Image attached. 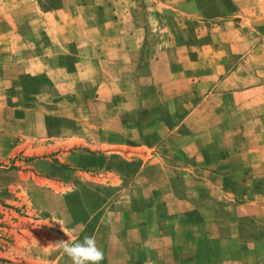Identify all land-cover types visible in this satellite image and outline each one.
Returning a JSON list of instances; mask_svg holds the SVG:
<instances>
[{"label":"rangeland","instance_id":"374dc122","mask_svg":"<svg viewBox=\"0 0 264 264\" xmlns=\"http://www.w3.org/2000/svg\"><path fill=\"white\" fill-rule=\"evenodd\" d=\"M109 4L120 19H109ZM178 11L164 0H0V264H72L56 245L69 239L65 232L70 243L94 236L101 264H148L135 260L143 249L132 243L133 226L147 213L132 210L133 196L116 193L121 166L107 160L109 151H122L114 146L123 135L116 130L125 132L131 118L114 115L108 97L117 87L97 83L116 70L100 68L86 48L117 30L155 29L149 15ZM121 87L130 105L131 85ZM196 135L171 139L194 144ZM103 142L113 146L99 147ZM152 185L162 194L154 198L156 224L172 227L158 248L167 258L154 264H264V180L205 175ZM200 232L218 245H199ZM196 249L205 259H175Z\"/></svg>","mask_w":264,"mask_h":264},{"label":"crops","instance_id":"0c3cea01","mask_svg":"<svg viewBox=\"0 0 264 264\" xmlns=\"http://www.w3.org/2000/svg\"><path fill=\"white\" fill-rule=\"evenodd\" d=\"M164 1L179 5V11L173 18L149 15L157 28L145 30L143 25L126 35L117 30L86 48L100 68L116 70L115 77L109 71L99 74L97 83L117 87L107 98L116 102L114 115L131 118L125 132L116 130L123 135L114 146L122 151H109L107 160L116 159L121 166L115 172L116 193L133 196L132 210L147 213L133 226L138 235L132 243L143 249L135 260L148 264L167 258L159 256L158 248L169 242L166 230L172 229L156 224L154 198L162 194L153 182L205 175L216 181L264 180V0ZM192 3L195 11L189 10ZM106 8L109 19L121 18L116 19L111 4ZM125 68L131 70L126 76ZM124 84L131 85L130 105L123 103L118 88ZM176 132L196 133V141L175 142L171 135ZM173 235L178 243V234ZM218 240L196 235L199 245H218ZM203 254L196 249L195 256L175 259L198 262Z\"/></svg>","mask_w":264,"mask_h":264},{"label":"clouds","instance_id":"9594fccd","mask_svg":"<svg viewBox=\"0 0 264 264\" xmlns=\"http://www.w3.org/2000/svg\"><path fill=\"white\" fill-rule=\"evenodd\" d=\"M58 222L61 224L60 221ZM61 227L63 230L62 224ZM65 234L69 239L67 241H59L56 245L70 258L72 264H101L104 260V252L97 246L94 236H85L82 241L70 243V240H72L70 233L65 232Z\"/></svg>","mask_w":264,"mask_h":264}]
</instances>
